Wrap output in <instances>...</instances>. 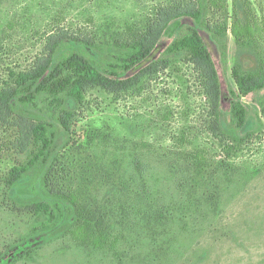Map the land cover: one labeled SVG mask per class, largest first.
Returning <instances> with one entry per match:
<instances>
[{"label": "rangeland", "instance_id": "rangeland-1", "mask_svg": "<svg viewBox=\"0 0 264 264\" xmlns=\"http://www.w3.org/2000/svg\"><path fill=\"white\" fill-rule=\"evenodd\" d=\"M174 1L181 0H0V77L7 78L9 69L31 66L43 47L42 32L52 28L51 19L58 12L72 29L85 19L87 27L105 21L121 28ZM197 1L205 7L199 34L220 82L221 128L236 139L248 132L252 136L228 154L204 131L205 103L193 68L183 54L166 52L173 40L193 27L191 19L181 17L159 38L149 57L126 73L130 76L152 60L168 61L140 95L116 96L91 89L69 133L46 118L54 124L58 153L73 155L76 168L94 158L92 151L104 166L115 157L123 158L87 145V132L93 126H110L125 135L127 124L136 121L143 125L138 136L153 146L146 189L131 198L124 219L114 220L105 245L96 247L73 237L70 205L40 191L43 168L11 186L5 183V175L24 162L26 154L20 150L17 125L0 129V264H264V86L242 97L248 112L243 127H236L231 119L228 95L234 66L254 73L264 63V0H226L228 28L219 42L204 26L220 19L219 14L209 0ZM13 7L20 18L14 28L8 26L14 23L8 12ZM60 50L67 55L71 46ZM117 53L110 47L96 51L94 58L107 66ZM181 135L206 148L202 174L195 175L188 159L171 160L174 151L183 148L177 143ZM79 143L85 149L78 148ZM162 154L171 161L158 162ZM115 192L102 182L88 193L92 201L102 204ZM42 199L51 203L52 218L27 208Z\"/></svg>", "mask_w": 264, "mask_h": 264}, {"label": "trees", "instance_id": "trees-1", "mask_svg": "<svg viewBox=\"0 0 264 264\" xmlns=\"http://www.w3.org/2000/svg\"><path fill=\"white\" fill-rule=\"evenodd\" d=\"M209 2L220 19L204 26L214 41L219 42L228 28L224 13L226 0ZM204 11V5L197 0H181L159 5L140 22L125 23L121 28H115L111 22L105 21L99 26L90 24L93 27H87L89 21L85 19L86 22L75 29L66 25L60 12L56 13L51 19L55 21L51 24L52 28L45 29L41 34L43 47L31 66L21 70L9 69L7 78L0 77V129L17 125L22 140L20 150L26 154L25 161L13 166L5 175V183L11 186L27 175H38L43 168L40 191L46 197L70 205L74 216L73 237L96 247L105 245L109 241L114 220L119 222L124 219L129 213L127 206L131 198L139 197L146 189V172L153 168L150 164L153 146L138 136L143 134V125L135 120L127 124L129 133L125 135H120L110 126H93L87 132V145L104 153L121 154L123 158L115 157L109 165L104 166L97 152L92 151L94 158L76 168L73 155L68 156L67 151L58 153L59 139L54 124L46 118L55 120L69 133L77 109L84 105L86 93L91 89H100L116 96L140 95L159 70L168 66V61L162 58L152 60L134 74L126 76V73L149 57L159 38L181 17L191 19L193 27L182 37L173 40L166 52L183 54L192 66L205 103L204 131L218 140L228 154L234 152L253 133L248 132L243 138L236 139L221 128L219 77L199 34ZM8 12H12L14 19V23L10 22L8 26H19L20 18L14 7ZM63 46H71V52L65 55L60 50ZM110 47L117 49L118 53L114 56V62L102 66L94 55L96 51ZM231 78L233 86L228 91L229 114L236 127H243L247 123L248 112L242 97L264 86V63L254 73L241 72L234 66ZM177 143H181L183 148L175 150V158L171 160L188 159L196 170L195 175L202 174L208 155L206 148L183 135L177 139ZM72 146L75 145L69 148ZM76 146L84 148L83 143ZM171 160L167 155L158 156L160 163ZM102 182L108 183L116 192L100 204L92 201L88 192L95 184ZM27 208L34 214L53 217L51 203L47 200L34 201Z\"/></svg>", "mask_w": 264, "mask_h": 264}]
</instances>
